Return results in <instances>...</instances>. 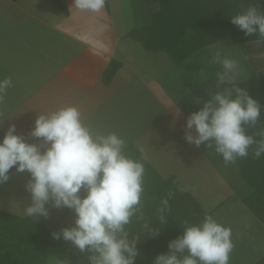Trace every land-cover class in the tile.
Returning <instances> with one entry per match:
<instances>
[{"label":"crops","instance_id":"0c3cea01","mask_svg":"<svg viewBox=\"0 0 264 264\" xmlns=\"http://www.w3.org/2000/svg\"><path fill=\"white\" fill-rule=\"evenodd\" d=\"M61 3L64 7L54 0H0V79L13 81L0 103V138L15 124L17 134L41 145L43 151L42 139L30 134L38 115L75 105L94 129L117 132L125 138L126 148L136 145L159 179L176 178L182 171L179 181H190L194 162L209 157L203 144L196 147L185 140L187 117L199 110L200 100L179 95L176 86L184 83L168 80L167 70L176 65L161 60V51H147L130 39L131 29L123 24L127 11L115 22L109 0L107 9L89 18L92 12L77 10L73 0ZM94 18L110 31L108 37L100 36L108 41L106 49L97 44L93 28L86 27V21L93 23ZM197 55L189 57L186 67L190 69L184 74L186 82L191 78L194 92H201L202 104L203 98H209L207 73L194 71L200 66L206 69L202 62L207 60ZM191 131L195 135V129ZM222 167L223 172L212 165L219 183L209 196L217 197L216 203L202 205L188 191V183L184 186L207 214L231 227L237 259L257 264L264 261V222L244 203L250 186L241 187L231 163ZM14 171L15 167L10 169V177ZM203 172L208 178L207 167L194 173Z\"/></svg>","mask_w":264,"mask_h":264},{"label":"clouds","instance_id":"9594fccd","mask_svg":"<svg viewBox=\"0 0 264 264\" xmlns=\"http://www.w3.org/2000/svg\"><path fill=\"white\" fill-rule=\"evenodd\" d=\"M106 0H73L77 10L101 13ZM231 23L245 35L264 39V9L249 3L231 16ZM212 63L222 66L216 73V91L203 106L187 117L185 140L200 147L205 144L222 157L225 164L264 155V132L260 139L248 134L261 117V103L247 88L237 85L239 62L215 50ZM13 86L10 77L0 79V103ZM200 98H196L199 103ZM195 129V135L191 131ZM31 136L41 145L26 142L8 127L0 139V184L10 179V169L30 174L25 190L31 203L24 208L27 217L48 218L49 203L56 209L75 213L72 227L52 232L54 240L71 242L81 252L87 251L89 264H135L137 240H130L126 226L140 210L144 193L145 166L125 151L126 140L115 131L96 130L82 118L80 109L67 105L50 113L39 114ZM255 146V147H253ZM83 191L86 193L81 196ZM167 199L158 208L161 225L168 222ZM145 233L158 234L150 222ZM235 245L232 229L213 215L205 214L199 223L185 221L183 234L169 241L168 253L158 254L153 264H229ZM186 255H178L185 253ZM57 264H68L58 260Z\"/></svg>","mask_w":264,"mask_h":264},{"label":"trees","instance_id":"16d2710c","mask_svg":"<svg viewBox=\"0 0 264 264\" xmlns=\"http://www.w3.org/2000/svg\"><path fill=\"white\" fill-rule=\"evenodd\" d=\"M54 2L64 7L61 0ZM249 3L257 4L264 9V0H198L197 6L191 4L189 8L186 6L187 2H178L169 8V12L160 15L165 21V29H162L163 21L154 18L151 22L153 25L150 26H156L157 30L138 28L131 32L138 37V41L142 40L147 51H170L175 46V51L172 50L170 53L178 61L204 51L208 46L227 37L238 44L240 49H245L243 52H246L248 60V56H251L250 50H259L253 43H263L264 39L255 34L245 35L243 30L231 23V16L237 8L247 7ZM248 63L253 64V60H248ZM257 72L253 77L236 83L240 87L247 88L249 94L261 103V117L257 125L247 128L248 134L259 140L258 134L264 132V74ZM214 79L211 82L208 78L206 80L205 88L208 96L210 92L217 90ZM133 155L134 153L130 154ZM139 159L143 158L139 157ZM238 163L241 165V176L252 189L251 193L243 198L244 203L264 222V155L257 160L250 149L249 156L238 158ZM144 166L142 206L133 216L132 222L126 226L129 239L137 240L139 254L135 264H149L158 254L167 253L169 241L183 234L185 221L199 223L207 214L194 196L188 193L175 178L159 179L146 160ZM154 190L162 191L161 200L150 201L149 195ZM163 199H167L169 203L166 213L168 222L165 225H161L158 220V208ZM142 208L143 216H139ZM146 221L160 229L159 233L155 235L145 233L143 225ZM148 244L149 247L151 245L152 251L156 250V254L149 252L150 257L146 258L144 252ZM89 255L87 251L81 252L78 248L69 250L66 245L52 239L48 224L0 209V264H57L58 260H66L68 264H89ZM257 264H264V261Z\"/></svg>","mask_w":264,"mask_h":264},{"label":"rangeland","instance_id":"374dc122","mask_svg":"<svg viewBox=\"0 0 264 264\" xmlns=\"http://www.w3.org/2000/svg\"><path fill=\"white\" fill-rule=\"evenodd\" d=\"M107 1L108 0H106V3H107ZM109 1L111 3L112 11L114 13L112 15V20L116 19L115 22L120 21V18H122V15L127 11V16L123 18V24L130 27L131 31L136 30L138 28H140V29L150 28L154 31L157 30L156 26H150V25H153V24H151V22L154 21V18L155 19L156 18L161 19L163 21L162 22V25H163L162 29H165V27H166L165 21L163 20V17H161L160 15H162L163 12H165V13L169 12V8L171 6H173V4H177L178 2H187V5H186L187 8L191 7L192 5L195 6V4L197 6V4H198V0H194V1H192V0H109ZM188 2H189V4H188ZM105 5H107V4H105ZM107 6L105 7L106 9H107ZM243 7L244 6L237 8L234 11L233 15L236 14V12L240 11ZM184 10H186V8ZM91 14L95 16V14H97V13H89L87 18H89V15H91ZM190 15H188V16H190ZM93 20H94L93 23L86 21V24H87L86 27L88 29L93 28L91 30H94L93 33L94 34L97 33V36H98V37H96L97 44L99 45V47H105V49H106L108 47V41L106 43L104 40L105 38L100 37V36L108 37L110 31H107L108 28H106V27H100L103 23L102 21H101L102 23H99L98 21L95 20V18ZM125 25H123V26H125ZM156 25H158V24H156ZM115 31L116 30H113L112 33H115ZM131 31H130V33H128V37L130 39H133V40L138 42V37L134 33H132ZM129 38H124V39H129ZM140 43L144 46V44L142 43V40H139V44ZM253 45L256 48H258L259 50H256V49H254V51L250 50L251 53H249V54L251 56H248V60H250V59L253 60V64H249L248 60L246 58V52H243V51H245V49L244 50H242L243 48L240 49L238 44L232 42L229 38L224 37L220 41L208 46L204 51H200L199 53H197V54H199L197 56H199L200 59L202 57H204V59H207V61L202 62V66L206 67V65L207 64L208 65H207L206 69H203L201 66L200 67L197 66L198 70L195 69L194 72L196 74H198V72H200V73L206 72L207 78H208V80L210 79L209 82H211V80L214 79V77L216 76V73L218 71H222V66L220 64H217V63H212L211 58H212L215 50L223 49L224 55H227L228 57L233 58L239 62L240 71H239V75L237 76V79H236L237 82L248 79L250 77H253L254 75H256L258 73L257 71H259L260 74L261 73L264 74V42L263 43L256 42V43H253ZM171 49L174 50L175 46H173V48H171ZM172 50H170V51H172ZM170 51L169 50L168 51L167 50L161 51V54H160L161 60L166 58L167 61H169L170 63H174V65H176V66H173L172 68L169 67L170 71L167 70V72L165 74L166 77L171 82L173 79H177L178 85H180L179 82L184 83V84H181V86H176L177 90H178V94L182 95V96L187 95L189 100H191V98L193 96L200 97V103H199L200 105H198V106L202 107L203 103H204V98H203V103L201 104V97H202L201 92H197V91L194 92L193 89L195 87L191 81V78L189 79V81L187 80V82H186V76L184 74V71H188L190 69V68L188 69V67H186V64L189 61L191 62V58H188L185 61H178V60H176L175 56L170 53ZM199 60L197 59V64H199V62H200ZM178 79H181V81H178ZM214 80L216 81V79H214ZM209 88L211 90H213L212 87H209ZM209 98H210V96H209ZM194 103H196V102H194V100H193V104ZM170 136H171V134H169V136L167 135V138ZM2 138L3 137H1L0 139H2ZM156 139H158V137L154 138L155 141H156ZM164 139H165V137L163 138V140ZM159 142L162 143L163 141L159 139ZM132 146L126 148L127 149L126 153L128 155L134 153V155L132 157L135 159H139V157L144 158L141 155L142 153L138 150V148L135 147L136 145L135 146L132 145ZM202 146L205 148V151L208 154V157H209L208 161H206L205 159L201 160L200 158L198 159V161H195L193 167H191V169L193 168L192 172H190L191 173V180L187 181V182L184 181V182L188 183V191L191 194H193L194 196L198 197V201H200L202 205L207 206L209 204L216 203V201H214V200H216L217 197L213 198L209 195L212 194L211 191L213 190L212 188H214L215 184L217 186L219 183V181L216 183L217 177H216V173L214 172V169H212V165H214V167H218L220 169V171L223 172L224 170H223L222 165L224 162H222L223 161L222 157L219 154H216L214 152V150L208 149L205 144H203ZM231 165L238 171L237 177L235 179L240 182L241 187L242 186H244L245 188L247 186L249 187L250 185L247 183V181L245 179H243V177L239 174V171L241 169V167H240L241 165H240V163H238V159L236 160L235 163H231ZM205 167H207V170H208V172L205 173V175H207L208 178L204 176V172L203 173H194L196 171L204 169ZM208 167H209V169H208ZM183 173L184 172L179 171L178 174H180V175L178 177L176 176L175 179L178 180L179 184L186 189V187L184 186L185 183L183 181H179V180H181ZM29 178H30V174L27 171H25V172L14 171V173L11 174L10 181H8L6 183V185L3 186V184H0V209L4 210L6 212H9V213H13L15 215L27 217L24 214L23 210L26 206H28L31 203L30 194L25 190V184L29 180ZM153 185H155V183ZM249 188H251V186ZM161 193H162V191H159V190L151 191V193L149 195V196H151L150 201L155 200V199L161 200L162 199ZM198 193H200V195H203V193H204V195L200 196ZM85 194L86 193H84L83 191H81V193H80L81 196H83ZM222 198H224V197H222ZM46 207L49 208L48 218H44L42 216L39 217L38 219H36L34 217H30V218L40 220L44 223H47L50 230H51V233L52 232H59L64 227L74 226L75 213L73 210L68 209V208L56 209V208L51 206V203L46 205ZM140 215L143 216V213L139 212V216ZM48 219H50V220H48ZM58 241L61 244L66 245L69 250L76 248L71 242L64 241L63 239H60ZM145 250L146 251L144 252V256H146V258H147V256H149V252H153L152 253L153 255L156 254V250L152 251V247H151V245L149 247V244H148V246H146ZM186 254H187V250H185V253L178 254V255L182 256V255H186ZM140 258L142 259V257H140ZM154 259L152 261H150L149 264H153ZM229 264H243V261L238 260L237 256L232 251Z\"/></svg>","mask_w":264,"mask_h":264}]
</instances>
